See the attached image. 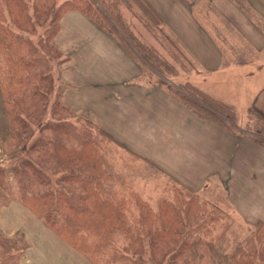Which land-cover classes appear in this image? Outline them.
I'll return each instance as SVG.
<instances>
[{
	"label": "rangeland",
	"instance_id": "rangeland-1",
	"mask_svg": "<svg viewBox=\"0 0 264 264\" xmlns=\"http://www.w3.org/2000/svg\"><path fill=\"white\" fill-rule=\"evenodd\" d=\"M95 1L101 5L104 11L109 13V7L104 2ZM241 1L243 2V0ZM246 1L254 7L251 3L252 0ZM56 2L59 3L60 0ZM145 2L151 10L152 17L155 16L153 17L156 19L155 23L147 20L145 16L147 13H144L142 17V12L137 8L136 0H127V2L118 4L125 26L121 20L107 13L111 25H106L111 34L102 30L109 38L107 36H101V38L115 51V43L111 44L109 41L112 38L117 45H121L127 55L137 60L143 72L142 79L137 83L142 88L153 89V94L160 93L166 95L165 97L155 94L150 99L139 94L128 100L120 98L105 100L103 99L105 97H102L103 94H96V90L94 93L93 89L97 87L95 83L110 82L109 79L111 77L117 78L121 71L126 73L127 69L123 68L125 64L119 61V54L110 53L109 47L107 53L100 52L102 47L98 46H102V39L100 36L94 35L93 28L81 16L69 15L67 19L61 21L56 37H52L53 39L51 38L52 40L49 41L46 39V36H49L45 27L47 22L42 23L43 16L30 9L32 2L29 0L28 10L29 16L33 19V25L29 28L30 34L26 37L33 46H36L38 56L43 59H37L40 61L41 67L39 68L44 73L49 74L53 82V90L47 98L45 108L42 107L41 102H38L36 107L28 112L32 115L41 113L42 116L50 118V121L55 123L52 117L61 114L57 107V93H59V99L62 103L78 116L90 121V117L86 113H79L78 111L83 109L85 103H89L91 110L99 120L106 121L118 130L124 131V133L117 132V134L123 137V142L126 144L122 143V145L115 140L110 141L104 138L91 126L88 125L89 127H87L84 121L80 119L71 118L67 122L76 129H88V133L95 141L96 160L103 162L100 164L101 179L110 178L108 185L118 197L130 198L133 196L139 198L153 211L158 209L162 200L172 198L182 200L181 207L184 211L188 209V203L191 200L195 207L205 208L207 210L206 215L211 209L207 204L212 205L221 212V218H217L218 223L215 224L207 222L210 221L208 216L202 218L206 220L203 226L210 230V237L221 236L224 228L227 227L223 244H243L247 238L246 241L249 244L256 247L260 246L261 250H264V240L256 239L253 228L247 225H252L258 220L264 221V146L261 143L251 141L252 139L249 138L251 134L256 137V129H261L262 123L258 122L255 116H262L263 111L257 112L255 109L249 108L250 101L227 102L218 99L217 95H220L218 92L224 94L229 93L232 89H238L239 75L231 77L232 82L230 84H210L208 86L205 80L207 72L196 64L191 54L177 38L179 34L172 27L174 31L170 28V23L165 15V2H160V0H145ZM2 3L4 5L3 1ZM150 3L154 4L157 10L160 8L165 21ZM214 6L218 9V13L221 12L225 15L219 14L223 19L207 5H201V8H197L194 17L197 23L204 27L216 44L221 47L224 52V60L227 61V51L230 49L231 53L232 50L237 53H232V56L228 57L227 63H230L229 65L244 63L241 66H252L255 60L264 62V49L262 52H255L227 24H236L240 34H242L245 33L243 21L231 17L229 12L228 15L225 14V10L228 9L226 3L214 0ZM3 14H5V16L3 15L4 20L8 19L5 8ZM168 15L177 25H181V32H186V36L190 34L191 30L190 28L186 30L184 27V17L176 6L171 7ZM177 17H182V19H175ZM249 20L260 24L257 18L251 17ZM97 29L99 28L97 27ZM87 35H93L96 38L87 37ZM139 38L145 44L151 45L161 58L158 60L155 56L153 58V55H149L146 46L142 44ZM95 39H100L98 46H96ZM243 46H246L247 51L245 54H239V48ZM62 60L64 61L60 64ZM132 72H135V68ZM72 73L80 83L87 85L86 88L71 93L72 90L70 89H72L73 83L67 78ZM222 78L221 74L214 76V79L221 80ZM255 87L254 91L258 89L257 85ZM251 92L252 90L247 93L246 97L250 96ZM204 94L208 96L209 100L215 99L225 106L231 107L232 111L222 108L217 112H212L220 115L218 119H213L211 116L207 117L210 114H204L205 117L203 118L199 117L198 111L192 110L189 106H195L192 102L204 104L201 98L205 96L198 97ZM89 95L92 96L91 99H89ZM191 97L194 99L191 100ZM208 99L205 101H209ZM118 101L123 106L124 115L122 117L118 116L117 110L113 107ZM173 103L190 110L202 123L211 125L219 137L207 135L206 140L204 129L195 130L190 135L187 132L190 126L184 127L182 123L178 124L181 113L170 107ZM198 104L197 106L200 107ZM143 105L147 107L145 108ZM150 106L154 108V115L162 114L165 119L161 120L159 125H155V118H153V122L148 128L137 126V116L149 113L148 107ZM53 112L56 114L53 115ZM93 124L96 128L103 129L97 123L93 122ZM29 130L33 131V128ZM103 131L106 133L105 129ZM182 131L185 133L180 134ZM29 134L18 136L20 139L11 137L0 100V172L2 171L4 175L0 179L2 181V183L0 182V264H91L79 251L83 249L81 235L86 234L92 238L91 229L84 227L72 238L66 239L68 242L61 239L39 220L35 212L29 208L31 207L29 203L22 199L21 191L17 189L12 169H18L17 166L21 167V164L29 159L37 163L41 171L54 174L50 175L52 181L55 180V176L59 177L63 172L59 167L56 169L51 167L50 163L54 158L50 156V152L45 150L46 145L39 146V151L32 149L31 144L33 145L34 141H37L40 134L37 132H32V136ZM50 135V132H45L41 134V137L49 138ZM261 137L264 135L259 136V138ZM238 138L248 139L250 143L238 141ZM25 140L26 148L23 151L20 150V154H18L17 144L22 146L25 144ZM237 141L241 143L238 146ZM138 144L150 148L153 152L162 151L160 158L172 164L186 159H196L190 158L186 154L192 149L191 146H193L192 150L196 154L213 147L218 152L222 151L224 156L212 165L210 162L205 161L204 163L205 158H201V172L203 173L207 169V173H209L215 169V173L222 170L227 171V173L216 175L209 173L198 190L188 189L196 193V196H191L151 164L154 168L152 169L147 164L149 162L131 149L137 148ZM165 147L169 148L170 155L162 150ZM230 152H233L232 162ZM85 157L88 156L85 155ZM4 171L9 172L5 174ZM20 171L27 178L28 176L33 177V171L30 169L23 167L20 168ZM90 171L93 173L92 168ZM87 174H76V176L82 181L83 179L90 180L92 185L93 177ZM189 176L195 179L196 173L190 170ZM65 177L66 180L62 186L68 190L72 183L68 180V176ZM24 179L22 184L26 185L30 182L29 178ZM245 184L251 189L247 190ZM74 185L80 186L78 182ZM83 193L79 190V195ZM75 203L79 206L83 205L78 202ZM196 219L194 215L186 212L183 223L185 226L190 225V230L194 231L196 230V225H194ZM117 238L121 239V236ZM104 261L105 258H102L100 264H103Z\"/></svg>",
	"mask_w": 264,
	"mask_h": 264
},
{
	"label": "trees",
	"instance_id": "trees-1",
	"mask_svg": "<svg viewBox=\"0 0 264 264\" xmlns=\"http://www.w3.org/2000/svg\"><path fill=\"white\" fill-rule=\"evenodd\" d=\"M30 1L32 2L30 9L43 16L42 23L47 22L45 27L49 36H46V39L49 41L56 37L62 18L69 13H78L95 27L111 34L108 27L111 25L108 12L95 0H60L59 3L57 0ZM136 1L142 17L147 13L145 15L147 20L155 23L156 19H153L155 16L152 17L145 0ZM103 2L109 7L108 14L123 22L118 4L127 0H101V3ZM28 3L29 0H1L0 3V100L11 137L20 139L18 136L39 133L37 141L31 144L32 149L39 151V146L46 145L45 150L54 158L50 163L51 167L63 170L61 176H55V180L52 181L50 175L54 174L43 170L42 172L40 166L30 159L22 163L21 167L17 166L18 169H12L22 199L29 203L31 206L29 208L35 212L39 220L65 241L84 227L91 229L92 238L86 234L81 235L83 249H78L91 264H100L102 258H105L103 264H264V250H261L260 246L249 244L247 238L243 244H223L227 227L221 236L210 237V230L203 226L206 220L202 218L208 216L211 222H207L211 224L218 223L217 218H221V212L212 205L206 203L211 208L206 215L207 210L195 207L191 200L188 209L184 211L181 207L182 200L172 198L162 200L158 209L153 211L139 198L118 197L108 185L110 178L101 179L100 164L103 162L96 160L95 141L88 133V129H76L67 120L80 119L104 138L110 141L114 139L103 129L96 128L91 120L78 116L62 103L59 93L57 107L61 114L57 117L50 116L55 123L41 113L32 115L28 112L35 108L38 102L45 108L47 98L53 90L49 74L39 68L40 61L37 59H43L38 56L36 46H33L26 37L33 25ZM4 8L8 15V19L5 20ZM139 40L146 46L149 55H153V58L155 56L158 60L161 58L151 45L145 44L140 38ZM63 61H60V64ZM177 97L182 99L178 95ZM198 97H204L201 98L204 104L197 103L200 106L198 107L192 102L196 107H189L197 110L199 117L203 118L204 114H210L207 117L218 119L220 115L212 112L222 108L232 111L231 107L220 101L209 100L206 94ZM193 99L191 97V100ZM55 114L56 112H53V115ZM255 117L262 123V127L256 129V137L251 134L249 138L264 146V137L259 138L264 135V132H261L264 130V116ZM30 128H33V131L29 130ZM45 132L51 133L49 138L41 137ZM25 148L26 140L22 146L18 143V154ZM147 164L154 169L150 163ZM23 167L33 171V177L28 176L30 182L26 185L21 183L24 178L28 179L20 171ZM84 173L93 177L92 185L88 179L83 181L77 179L76 174ZM65 176H68L72 183L68 190L62 186L66 180ZM2 177L4 175L1 171L0 179ZM77 182L80 184L78 187L74 185ZM180 188L191 196H196V193L182 186ZM79 190L84 193L79 195ZM75 202L83 205L79 206ZM186 212L197 218L194 222L196 225L194 231L190 230V225L185 226L183 223ZM247 225L253 228L256 239L264 240V221L258 220L252 225ZM118 236H121V239H118Z\"/></svg>",
	"mask_w": 264,
	"mask_h": 264
},
{
	"label": "crops",
	"instance_id": "crops-1",
	"mask_svg": "<svg viewBox=\"0 0 264 264\" xmlns=\"http://www.w3.org/2000/svg\"><path fill=\"white\" fill-rule=\"evenodd\" d=\"M165 2L166 5V19L170 23V28L172 27L179 35H177V38L181 41L182 45L188 50V52L191 54L193 60L196 62V64L205 70L207 72V76L205 80L207 81L208 86L210 84L218 85V84H230L232 82L231 77H234L236 75H239V87L238 89H232L229 93H220V95H217L218 99L227 101V102H240V101H250L249 108L255 109V111H263L262 116H264V62L262 60H255L253 62L252 66H241V65H229L228 57L232 56V53H237L234 50L229 49L227 51V61L224 60V52L219 47L213 37L209 35V33L205 30L204 27L200 26L197 23L195 16V12L197 8H201V5H207L210 6L218 15H223V13H218V9L214 6V0H160V2ZM220 2L226 3L228 9L225 10V14L231 15L233 18H238L241 21H243V25L245 28V33L240 34L239 28L236 24L227 23L230 25L238 34L239 36L257 53L262 52L264 49V0H252V4L255 7H252L249 5V3L246 0H243V2L246 4V6H249L248 8L245 6V4L241 0H218ZM154 10L157 11V13L160 15V17L165 21L164 16L160 12V8L155 7L154 4L150 3ZM176 6L177 10L183 15L184 17V27L186 30L190 28V34L188 36L185 35V33L181 32V25H177L172 18L168 15L169 10L172 6ZM253 9V10H252ZM69 15H75L81 16L85 19L84 16L78 14V13H69L65 15L61 21L68 18ZM219 15V16H220ZM221 17V16H220ZM257 18L260 24L253 23L249 18ZM222 18V17H221ZM177 20L182 19V17L175 18ZM223 19V18H222ZM86 23L90 25L93 28L94 35L100 36V39H102V46H98V41L100 39H95L96 46L102 47L100 52L107 53L108 47L109 52L113 54L115 52L118 53V57H120L119 61L123 65V68L125 67L127 69L126 73L120 72V75H118L117 78L109 79L110 82H104V83H95L97 86L95 89H93L94 93L96 90V94H103L102 97H105L103 99L105 100H117V98L128 100L131 99L139 94H142L146 98H150L157 94L162 97H165L166 95L160 94V93H154L153 89L150 88H142L137 82L142 79L143 72L139 66V63L137 60L132 59L129 55H127L124 51V49L121 47V45H117L114 40L109 39L111 44H114V49L111 48V46L103 39L101 36L106 37L107 35L103 33L102 30L97 29L91 22H89L87 19H85ZM225 21V20H224ZM247 21V22H245ZM171 28V29H172ZM172 29V30H173ZM173 30V31H174ZM96 38L93 35H87V37ZM108 37V36H107ZM109 38V37H108ZM239 54H245L247 51L246 46H243L242 48H239ZM126 54V55H125ZM240 56V55H239ZM222 64H224L222 66ZM130 65V66H129ZM222 66V67H221ZM133 68H135V72L133 71ZM65 72V71H64ZM132 72V73H131ZM69 74V73H67ZM222 75V79H214V76L216 75ZM69 78H67L69 81L73 83L71 93L82 90L86 88L87 85H84L80 83L78 79L74 76L72 73L71 76L68 75ZM91 84H94V82H91ZM91 84H89L91 86ZM255 85L258 86V89L254 91L256 88ZM250 86V87H249ZM210 88V87H209ZM68 90V91H70ZM252 90L250 96L246 97L247 93ZM254 91V92H253ZM89 99L92 98L91 95H89ZM234 105V104H233ZM145 108L146 105H143ZM118 112V116L122 117L124 115L123 106L120 101L113 106ZM174 110H178L181 113V118L178 120V124H181L185 126H190V128L187 130V132L192 135V133L195 130L204 129L206 131V140L207 135L209 136H218L215 129L208 125L207 123H202L200 119L195 116L190 110L186 109L185 107L181 105H177L176 103H173L171 106ZM83 109L78 110L79 113H86L90 120L94 123H97L98 126L105 129L106 132L113 137V139L119 143H124V139L122 136L117 134L124 133L122 130H118L114 126L106 123V121L99 120L97 116L94 114V112L91 110V106L89 103H85ZM77 111V110H76ZM149 113L147 114H139L137 116L136 125L148 128L151 125V122H153V118H155V125H159L160 121L165 119V116L162 114L154 115V108L152 106L148 107ZM142 122V123H141ZM193 126V127H192ZM185 133V131L180 132V134ZM219 137V136H218ZM238 141L248 143L249 140H242L241 138H238ZM237 141V146L241 143ZM126 144V143H124ZM123 145V144H122ZM193 149V146H191ZM137 155H139L141 158H143L145 161L152 164L154 167H156L163 175H165L170 180L177 183L179 186H182L186 189L191 190H198L203 183L205 182L207 175L209 173L219 174V173H227V171L222 170L220 172L215 173V169H213V172L207 173V169L204 170V172H201L200 164L201 160L205 158L203 161L210 162L211 165L217 163V160L220 158H223L224 154L222 151L218 152L217 149L210 147L202 152L195 153L194 150H190V152L186 153L187 156L196 159H186L179 163L172 164L170 162H166L163 159L160 158V154L162 151L153 152L150 148L138 144L137 148H131ZM168 147H165L162 149L167 153V155H170V151L168 150ZM229 155H231V162L233 157V152H230ZM210 156V158H209ZM202 158V159H201ZM192 170L196 173L195 179L190 178L189 171ZM245 187L247 190H250V187H247L245 184ZM240 210V209H239ZM241 211V210H240ZM244 213V212H243Z\"/></svg>",
	"mask_w": 264,
	"mask_h": 264
}]
</instances>
